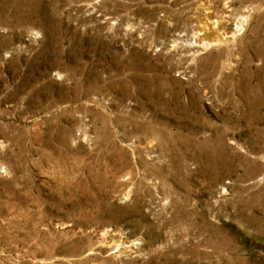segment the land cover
<instances>
[{
  "label": "rangeland",
  "instance_id": "rangeland-1",
  "mask_svg": "<svg viewBox=\"0 0 264 264\" xmlns=\"http://www.w3.org/2000/svg\"><path fill=\"white\" fill-rule=\"evenodd\" d=\"M0 264H264V0H0Z\"/></svg>",
  "mask_w": 264,
  "mask_h": 264
}]
</instances>
